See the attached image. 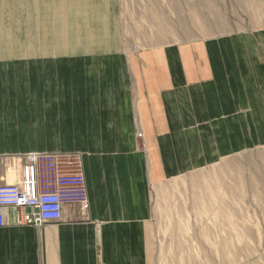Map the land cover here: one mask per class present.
Wrapping results in <instances>:
<instances>
[{
    "label": "crops",
    "instance_id": "1",
    "mask_svg": "<svg viewBox=\"0 0 264 264\" xmlns=\"http://www.w3.org/2000/svg\"><path fill=\"white\" fill-rule=\"evenodd\" d=\"M120 14L121 0H0V184L12 154L76 152L89 199L41 228L6 210L0 264H152L153 192L264 146V29L136 53ZM29 113L45 121L30 141L15 124Z\"/></svg>",
    "mask_w": 264,
    "mask_h": 264
},
{
    "label": "rangeland",
    "instance_id": "2",
    "mask_svg": "<svg viewBox=\"0 0 264 264\" xmlns=\"http://www.w3.org/2000/svg\"><path fill=\"white\" fill-rule=\"evenodd\" d=\"M120 23L130 51H154L262 30L264 0H121ZM17 117L20 138L38 137L45 121ZM152 206V264H264V146L158 187Z\"/></svg>",
    "mask_w": 264,
    "mask_h": 264
},
{
    "label": "built area",
    "instance_id": "3",
    "mask_svg": "<svg viewBox=\"0 0 264 264\" xmlns=\"http://www.w3.org/2000/svg\"><path fill=\"white\" fill-rule=\"evenodd\" d=\"M7 159L10 171L19 174L0 184V227L9 225L8 209L14 212V224L35 228L59 221L65 205L87 214L89 199L79 153L32 152Z\"/></svg>",
    "mask_w": 264,
    "mask_h": 264
},
{
    "label": "bare ground",
    "instance_id": "4",
    "mask_svg": "<svg viewBox=\"0 0 264 264\" xmlns=\"http://www.w3.org/2000/svg\"><path fill=\"white\" fill-rule=\"evenodd\" d=\"M208 194V193H207ZM208 200V199H207ZM211 201V200H210ZM198 208V207H197ZM227 208V207H226ZM204 210V209H203ZM228 213V212H227ZM200 215V214H199ZM204 227V226H203ZM207 227V226H206ZM218 229V228H217ZM202 230V229H201ZM221 230V229H220ZM206 231V230H205ZM204 231V232H205ZM220 234V233H219ZM225 235V234H224ZM198 239V238H197ZM228 250V249H227ZM196 256V255H195ZM228 256V255H227ZM200 259V258H199ZM221 261V260H220ZM191 262V261H190ZM209 262V261H208ZM181 264V263H180Z\"/></svg>",
    "mask_w": 264,
    "mask_h": 264
}]
</instances>
